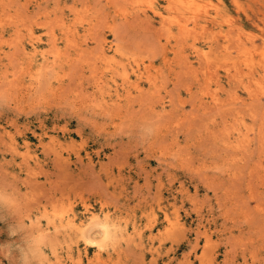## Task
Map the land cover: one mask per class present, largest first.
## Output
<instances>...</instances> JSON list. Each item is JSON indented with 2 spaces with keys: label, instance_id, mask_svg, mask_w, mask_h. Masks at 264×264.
Wrapping results in <instances>:
<instances>
[{
  "label": "rangeland",
  "instance_id": "374dc122",
  "mask_svg": "<svg viewBox=\"0 0 264 264\" xmlns=\"http://www.w3.org/2000/svg\"><path fill=\"white\" fill-rule=\"evenodd\" d=\"M33 237L264 264V0H0V245L41 264Z\"/></svg>",
  "mask_w": 264,
  "mask_h": 264
},
{
  "label": "clouds",
  "instance_id": "9594fccd",
  "mask_svg": "<svg viewBox=\"0 0 264 264\" xmlns=\"http://www.w3.org/2000/svg\"><path fill=\"white\" fill-rule=\"evenodd\" d=\"M145 131H146V133L148 135L152 134V129H150V128L146 129ZM9 234H10V236L17 235V233L15 231H9ZM33 241H34V243L36 245L33 254L34 255H37V254L39 255L40 260H41V264H42L43 260L45 259L44 253H43V251L41 250V247H40L42 244L35 237H33ZM14 246H15V249L17 251H20L22 253V255H24L23 254V249L19 245H14L13 243H6L4 245H0V256H3L4 258L11 260L12 264H14V261L16 259H18V257H14L13 256Z\"/></svg>",
  "mask_w": 264,
  "mask_h": 264
},
{
  "label": "bare ground",
  "instance_id": "6f19581e",
  "mask_svg": "<svg viewBox=\"0 0 264 264\" xmlns=\"http://www.w3.org/2000/svg\"><path fill=\"white\" fill-rule=\"evenodd\" d=\"M183 10V9H182ZM185 10V9H184ZM189 12V11H188ZM160 13V12H159ZM158 14V13H157ZM160 15H161V13H160ZM197 17V16H196ZM199 50V49H198ZM202 50V49H201ZM200 51V50H199ZM123 69V68H122ZM122 75V74H121ZM237 97V96H236ZM229 128V127H228ZM240 144V143H239ZM240 146V145H239ZM92 218H96L97 217V215H96V217H95V215L92 213ZM68 218H70V217H68ZM109 217L108 216H106L104 219H105V222H102V225L104 226V227H102V228H105L106 230H107V228H108V223H109V219H108ZM100 219V218H99ZM58 220V219H57ZM64 220V219H63ZM62 219H61V221L60 222H62L63 221ZM68 220V219H67ZM70 220V219H69ZM55 221V220H54ZM74 221V220H73ZM94 220H92V222H93ZM100 221V220H99ZM53 222V221H52ZM68 222H71V221H68ZM75 223V222H74ZM98 224H99V222H97ZM55 224V223H54ZM57 224V223H56ZM59 224H61V223H59ZM58 224V225H59ZM93 224V223H92ZM72 225V224H71ZM101 227V226H100ZM91 228V227H90ZM111 228V227H110ZM104 229V230H105ZM87 231V230H86ZM110 231V230H109ZM111 232V231H110ZM113 232V231H112ZM103 233H105V231L103 232ZM109 236V235H108ZM120 238V237H119ZM89 241H91V240H89ZM56 261H58V260H56Z\"/></svg>",
  "mask_w": 264,
  "mask_h": 264
}]
</instances>
